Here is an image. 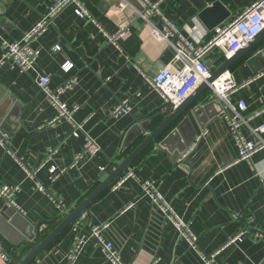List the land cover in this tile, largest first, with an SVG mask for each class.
I'll return each mask as SVG.
<instances>
[{"label": "crops", "instance_id": "crops-1", "mask_svg": "<svg viewBox=\"0 0 264 264\" xmlns=\"http://www.w3.org/2000/svg\"><path fill=\"white\" fill-rule=\"evenodd\" d=\"M213 1L161 0L157 8L186 38L203 43L217 25L208 29L198 14ZM219 1L227 11L224 23L254 0ZM80 2L89 18L78 16L76 6L69 4L30 41L39 50L36 70L49 74L51 88L75 78L72 87L60 94L67 107H75L71 120L55 118L57 111L39 90L33 72H20L9 64L0 67V120L11 129L9 136L0 129L6 141L0 142V185L18 187L12 196L16 210L24 224H40V238L142 140L145 131L139 135L136 130L127 132L134 115L144 118L158 110L150 117L155 126L172 110L163 107L164 100L148 81L173 59L172 48L151 35L152 25L161 29L163 19L151 14L149 22L137 18L127 24L117 47L108 41V35L125 19L116 1ZM52 4L53 0H0V58L2 40H21ZM55 45L60 46L59 51L53 50ZM261 48L264 38L229 69L236 82L251 78L231 95L232 100L246 103L248 113L262 110L250 120L251 126L264 124V73L254 76L264 71V56L252 57ZM205 61L213 70L224 61L222 50L213 48ZM64 62L72 64L68 71L61 67ZM125 98L131 101V113L111 117L113 106ZM209 100L207 88L197 101L204 105ZM200 116L207 117L205 127L184 158L173 159L160 145L161 136L129 166L136 177L113 189V183L128 169L123 171L80 214L73 223L77 232L86 234L95 225L107 224L102 236L124 264H206L200 252L210 255L221 247L215 264H260L264 258V149L248 160L236 161L238 149L220 105L214 102ZM73 124L82 127L77 136L72 134ZM241 130L246 138H253L246 126ZM86 135L100 151L86 154L72 165ZM51 149L55 152L49 155ZM50 167L63 172L52 180ZM142 180L154 184L168 207L196 236L198 250L189 246L162 207L144 192ZM8 207L0 198V218H8ZM71 226L31 264H66L76 233ZM242 229L247 232L240 241L225 245ZM14 246L0 229V250L8 257L7 261L0 258V264H17L31 249L21 253ZM73 264L111 263L98 244L87 240Z\"/></svg>", "mask_w": 264, "mask_h": 264}, {"label": "built area", "instance_id": "built-area-1", "mask_svg": "<svg viewBox=\"0 0 264 264\" xmlns=\"http://www.w3.org/2000/svg\"><path fill=\"white\" fill-rule=\"evenodd\" d=\"M116 8L124 13L125 19L121 20L118 29L108 35L109 43L119 46V41L122 39L128 28L127 24H131L137 18H142L146 22L151 14H157L161 18L158 11V4L161 0H115ZM69 4L76 6L75 12L81 17H90L88 10L81 4L80 0H53L51 8L40 21L28 31L21 40L10 41L7 39L2 40L3 53L0 58V67L4 64H9L16 67L20 72L34 73V80L39 90L49 100L51 105L56 109V119L67 118L71 120L72 113L75 107L69 108L60 99V94L65 90L72 87L75 83V78H70L62 85L53 89L50 87V76L46 73H39L36 70V61L39 55V50L34 49L30 45V41L37 34L44 30V28L51 22L52 18ZM163 19V18H162ZM264 28V0H254L249 6L244 8L235 18L228 22L217 25L213 33L203 43L194 42L190 38H186L179 29L168 23L163 19V27L157 28L151 27V35L161 42H164L166 46L172 48L174 54L173 59L169 64H166L159 68L157 72L149 77V84L156 90L164 103H167L171 109L178 106L189 94H191L200 84L206 82L211 72L205 61V56L215 47H219L223 52V60L229 58L238 49L243 47L246 42L250 41L257 33ZM54 51H59L60 46L55 45ZM225 58V59H224ZM72 64L64 62L62 69L68 71ZM263 72L257 73L254 76H259ZM236 82L231 73L227 70L221 73L211 83H208L210 89V99L216 101L220 105V113L226 120L228 129L235 140V144L238 149V160H248L258 150L264 149V124L258 126H251L250 120L259 115L262 110L254 111L253 113L247 112V105L243 100H232L233 95L239 88L245 86L249 81ZM132 104L129 98L120 100L113 106L110 115L111 117H118L122 114L131 113ZM246 126L250 133L253 135L252 139L246 138L242 133V127ZM82 130L79 124H73L72 134L77 136ZM200 134V133H199ZM199 135H196L194 139L185 147V149L179 153L178 159H182L186 154L194 147ZM0 142H6L4 136L0 134ZM100 151L99 145L91 139L89 136H85L83 148L78 152L73 160L72 165L76 164L84 155H95ZM55 150H49V155L53 154ZM127 170V169H126ZM50 178L55 180L63 169L56 171L55 167L49 168ZM129 177H136L132 170H127L125 174H122L113 183L112 188L116 189L121 186ZM39 189L43 190V186L38 185ZM142 187L144 192L149 195L154 202L159 204L167 219L172 221L180 235L186 238L189 246L198 250L197 238L193 235L187 225L168 207L161 195L156 191L154 184L148 180H142ZM18 187L10 185H0V198L3 199L6 204L13 207L16 210V205L12 199V196ZM60 207L62 204L58 203ZM107 224L95 225L86 234L78 233L75 224L73 230L74 234L73 244L70 252L67 255L66 264H73L81 248L87 240H93L98 244L111 264H124L122 263L119 254L113 248L111 242L105 240L102 236L103 229ZM247 231L245 229L240 230L234 237L230 238L225 244H229L235 241H240L243 235ZM223 247L215 250L210 255L200 252L202 260L206 264H215L214 258L221 251ZM0 258L3 261H7L8 257L0 250ZM260 264H264L263 261Z\"/></svg>", "mask_w": 264, "mask_h": 264}, {"label": "water", "instance_id": "water-1", "mask_svg": "<svg viewBox=\"0 0 264 264\" xmlns=\"http://www.w3.org/2000/svg\"><path fill=\"white\" fill-rule=\"evenodd\" d=\"M227 17V11L223 8L219 0H214L209 6L205 7L198 14L200 21L208 29L220 24ZM264 38V28L257 33L250 41L238 49L232 56L222 61L216 68L211 70L206 82L200 84L191 94H189L178 106L173 108L164 116L155 126L150 118L158 110L141 118L134 115V119L128 127V134L136 130L138 135L143 131L142 140L121 160V162L70 212H68L52 229L45 235L40 236V224H24L23 216L13 207H8L6 213L8 218H0V229L6 233L15 245L14 249L24 252L31 246V249L17 264H31L42 252L57 239L70 225H72L88 205L96 199L110 184L120 176V174L129 168L132 162L149 145L153 144L161 136L160 145L165 146L172 154L173 159L178 158V154L193 140L196 134L205 127L207 117H201L200 114L206 112V109L213 104L214 100H209L206 104L198 103V98L208 88L211 83L221 73L229 69L244 54L253 50ZM264 56V48L259 49L253 58ZM208 66V65H207ZM210 67V66H208ZM163 107H168L167 103ZM6 128L4 130L3 128ZM0 129L9 136L11 129L7 128L0 120ZM189 131V132H186ZM127 134V135H128ZM171 142V143H169ZM35 229V232L33 231ZM38 237L40 240H38Z\"/></svg>", "mask_w": 264, "mask_h": 264}, {"label": "trees", "instance_id": "trees-1", "mask_svg": "<svg viewBox=\"0 0 264 264\" xmlns=\"http://www.w3.org/2000/svg\"><path fill=\"white\" fill-rule=\"evenodd\" d=\"M131 150H132V149H131ZM43 235H44V234H43ZM43 235H42V236H43Z\"/></svg>", "mask_w": 264, "mask_h": 264}]
</instances>
